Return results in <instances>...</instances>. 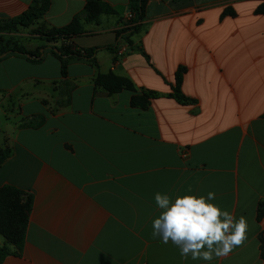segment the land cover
Listing matches in <instances>:
<instances>
[{"label": "crops", "instance_id": "0c3cea01", "mask_svg": "<svg viewBox=\"0 0 264 264\" xmlns=\"http://www.w3.org/2000/svg\"><path fill=\"white\" fill-rule=\"evenodd\" d=\"M86 1L0 0V23L43 12L12 35L39 43L28 51L58 48L35 32L67 26ZM101 1L114 14L81 19L70 42L94 50L93 62L71 61L62 75L48 51L39 63L4 59L26 72L0 98V149L11 151L0 188L19 190V204L31 198V210L23 250L2 264H264V0H147L126 40L116 32L128 0ZM178 68L185 100L172 91ZM108 73L134 93L95 88ZM132 95L147 108L131 107ZM157 192H214L211 203L246 218V239L223 258H182L152 235Z\"/></svg>", "mask_w": 264, "mask_h": 264}, {"label": "trees", "instance_id": "16d2710c", "mask_svg": "<svg viewBox=\"0 0 264 264\" xmlns=\"http://www.w3.org/2000/svg\"><path fill=\"white\" fill-rule=\"evenodd\" d=\"M146 3L147 0H128L130 14L129 23L132 24V26L117 31V37L126 40L131 34L140 30L145 19L144 12ZM255 13L264 14V3L255 10ZM42 14L43 12H30L8 23H0V61L14 56L23 58L32 63H39L43 59V51H48L50 55L60 60L61 74L65 75L66 68L71 61L93 62L94 50L75 51L72 50L70 45L73 37L82 34L80 20L83 19L85 22H93L97 15H113L114 11L101 0H87L82 13L74 16L67 26L59 29H49L46 32H40L38 30L35 32L40 39L46 42H61L60 47H40L34 51H28L18 43L17 38L12 34H14L18 28L32 27ZM109 49L114 51L116 47ZM183 72V68H178L176 71L175 86L172 90L174 97L178 100H185L180 90ZM94 86L95 88L106 91L109 95L118 94L122 91L134 93L133 85L129 80L117 77L112 73L98 74L95 78ZM147 105L148 100L146 97L132 95L130 99L131 107L146 109ZM10 155V150L0 149V166ZM19 194V190L12 186H3L0 188V237H2L5 242L4 246L0 247V264L3 263L6 257L21 253L25 244V233L31 210V198H28L25 204H19L17 201ZM263 214L264 210L258 208V219ZM261 257L264 258L263 250Z\"/></svg>", "mask_w": 264, "mask_h": 264}, {"label": "clouds", "instance_id": "9594fccd", "mask_svg": "<svg viewBox=\"0 0 264 264\" xmlns=\"http://www.w3.org/2000/svg\"><path fill=\"white\" fill-rule=\"evenodd\" d=\"M155 202L161 214L154 219L153 237H160L167 244L171 241L180 249L182 258L211 261L223 258L246 239L247 220L236 219L229 211L222 210L207 197L184 195L173 201L169 195L157 192Z\"/></svg>", "mask_w": 264, "mask_h": 264}, {"label": "rangeland", "instance_id": "374dc122", "mask_svg": "<svg viewBox=\"0 0 264 264\" xmlns=\"http://www.w3.org/2000/svg\"><path fill=\"white\" fill-rule=\"evenodd\" d=\"M37 44L39 43L33 40L28 41V42L27 41L22 42V45L27 50L31 49V45L35 46ZM15 68L17 67H15L14 62H10V61L8 62L7 60L0 61V98H3L7 94L5 89L7 90V88H9L10 85L18 82L21 76L25 74L24 72H26L24 70L15 69ZM52 73H53V70H50V74ZM4 112L9 113L7 108L4 107V102L0 101V128L1 129L3 128L4 123H5V120H4L5 113ZM16 113H17V109L16 111L13 110V114H16Z\"/></svg>", "mask_w": 264, "mask_h": 264}, {"label": "built area", "instance_id": "2783aa9c", "mask_svg": "<svg viewBox=\"0 0 264 264\" xmlns=\"http://www.w3.org/2000/svg\"><path fill=\"white\" fill-rule=\"evenodd\" d=\"M129 19H130V14L128 13L125 23H123V25L121 26V29L127 28V27H131L132 24L129 23ZM122 51H120L119 53H121Z\"/></svg>", "mask_w": 264, "mask_h": 264}]
</instances>
